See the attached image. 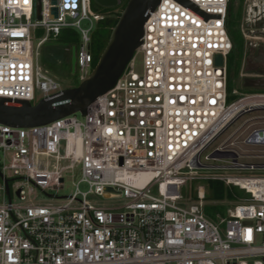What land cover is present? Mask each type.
Here are the masks:
<instances>
[{"label":"built area","instance_id":"1","mask_svg":"<svg viewBox=\"0 0 264 264\" xmlns=\"http://www.w3.org/2000/svg\"><path fill=\"white\" fill-rule=\"evenodd\" d=\"M231 2L160 0L134 57L86 114L37 127L0 123V169L10 186L9 199L4 195L0 203V264H264V175L213 176L249 194L218 222L205 214L204 188L195 201L181 203L183 186L198 177L209 148L205 159L228 161L217 168L261 169L242 161L229 144L211 147L244 113L264 109V92L228 102L239 94L228 90ZM37 3L0 0V98L35 104L37 94L38 102L64 93L39 61L43 44L65 27L81 35L80 79L94 69L91 33L104 14L94 11L92 0H41V19ZM243 4L244 38L264 42V0ZM39 28L45 35L35 43ZM138 53L142 70L136 69ZM260 129L245 141L264 144L249 141ZM218 152L237 157H212ZM74 170L81 177L72 194L47 193L62 202H36L37 190L58 191ZM13 180L18 202L11 197ZM91 194L123 201L102 205Z\"/></svg>","mask_w":264,"mask_h":264},{"label":"rangeland","instance_id":"2","mask_svg":"<svg viewBox=\"0 0 264 264\" xmlns=\"http://www.w3.org/2000/svg\"><path fill=\"white\" fill-rule=\"evenodd\" d=\"M236 8L241 5L240 15L241 18L244 13V0H236ZM125 0H121V3L112 7H105L101 4L99 8L94 9L96 12H105L103 10L108 9L109 12L113 11L119 12ZM90 21L83 20L82 25L84 27L90 26ZM99 28V21H95L93 25V30L91 35ZM45 35V30L42 28L37 29L34 32V42L36 43L39 38ZM79 39L77 41L71 43H63L56 36L51 35L49 39L43 44L41 47V56H40V64L46 69L51 75L57 78L64 87H73L78 86L82 80L80 79V72L78 69L73 71L69 62L57 63L54 65L52 70L47 69L45 54L49 52L50 49H58L60 51L66 50L69 52L70 47L73 48L74 45L77 51L80 49L82 39L79 34ZM90 51L93 53L92 42L89 47ZM72 51V49H71ZM236 58L233 60L228 58V68L230 75V83L233 86L234 90H237L239 94L232 96L228 102L232 99L237 98L240 95H245L252 92H264V42L258 43L257 45L247 41L244 38V57L242 62V67L240 70V74H233L231 70L233 69ZM98 62V61H97ZM142 54L138 53L136 55L135 63L136 69L142 70ZM71 67V68H70ZM95 67V66H94ZM247 84V85H246ZM229 94H232V91L229 90ZM40 97L37 94L34 103L37 102ZM258 128H264V109L256 110L249 113H244L235 123H233L226 131H224L213 143L211 147L217 146L220 142H224L229 144L230 148L235 149L241 156V160L249 163H257L261 166V169L258 170H225L217 168L216 166H225L228 164L227 160H218V159H205L204 156L210 152L211 148L205 151L202 154V162L203 167L197 168L196 173L197 176L194 179L188 180L186 185L182 188L183 200L181 203H190L195 201L196 196L199 190L206 191L204 185L207 184V180L212 178L213 176H218L221 174L234 175V176H247V175H264V144H252L246 142V138ZM233 133V134H232ZM232 134V135H231ZM2 156V149H0V157ZM81 174L79 170L69 171L65 175V184L64 187L53 192L47 191L46 193L40 190L35 192L36 202L40 204L47 203H59L62 202V199H58L56 197L50 196L47 193H53L56 195H70L76 189V183L80 180ZM214 179V177H213ZM14 182L11 181V197L14 202H18L19 198L16 192V188L12 185ZM1 184V181H0ZM80 188L85 191L88 189V185L84 182L80 183ZM231 194V197L230 195ZM5 199H9V195L5 194L2 190H0V203ZM249 194L241 189L238 186L227 185L225 183V191L223 199H212L208 198L205 200V214L211 218L212 220L218 222L222 218H226L229 216V213L233 210L234 206L237 204L244 203V199L247 198ZM89 199L95 203H99L102 205L108 206H117L122 203V198H112L107 199L104 196H100L97 194L89 195Z\"/></svg>","mask_w":264,"mask_h":264},{"label":"water","instance_id":"3","mask_svg":"<svg viewBox=\"0 0 264 264\" xmlns=\"http://www.w3.org/2000/svg\"><path fill=\"white\" fill-rule=\"evenodd\" d=\"M37 15L41 19L42 3L37 0ZM107 7L119 5L121 0H96ZM57 3L58 0H52ZM160 0H128L119 20L112 30L109 41L91 74L78 86L67 87L61 96L53 99H41L35 104L27 100L0 98V123L16 127H37L53 122L59 118L81 112L87 113L89 105L101 94L111 89L132 60L144 30V23L149 12L154 10ZM58 7L52 8L54 15ZM222 57H218L221 62ZM76 47L72 48V70H76ZM264 130H257L250 142H261ZM237 157L234 152H218L212 157ZM0 177L10 193L9 180L0 169ZM111 190V188L109 189Z\"/></svg>","mask_w":264,"mask_h":264},{"label":"trees","instance_id":"4","mask_svg":"<svg viewBox=\"0 0 264 264\" xmlns=\"http://www.w3.org/2000/svg\"><path fill=\"white\" fill-rule=\"evenodd\" d=\"M128 0H125V3L122 7V9L119 12H115L114 10L109 12L108 9H105L103 11L105 12H99L104 14V18L99 21V28L93 33L92 35V48H93V65L95 66L97 61L99 60L102 52L104 51L109 38L111 36L112 30L117 24L119 17L121 15V12L123 11L124 7L126 6ZM236 0H232L230 7H229V13L227 18V27L230 34V37L233 41V49L229 54V60L230 58L233 60V58H236L234 61L233 69L231 70L232 76L234 73L237 75L240 74V70L242 67L243 57H244V36L240 29L241 24V15H240V8L241 5L236 8ZM99 3L96 0H92V7L95 9L99 8ZM80 32L73 27H65L62 29L60 34L56 36L61 42L63 43H71L74 41H77L79 39ZM75 47V45H74ZM71 47L69 49V52L66 50L60 51L58 49H50L48 53L45 54V61L47 69L52 70L54 68V65L57 63L62 62H69L72 66V51ZM71 68V67H70ZM72 69V68H71ZM229 69V68H228ZM229 71V70H228ZM230 77V75H229ZM247 85V84H246ZM228 90L232 91L233 86L230 83V78L228 81ZM207 184L204 185L206 188V194L205 198H212V199H223L224 197V191H225V182L219 179H213L209 178L206 179ZM231 197V194H229Z\"/></svg>","mask_w":264,"mask_h":264},{"label":"crops","instance_id":"5","mask_svg":"<svg viewBox=\"0 0 264 264\" xmlns=\"http://www.w3.org/2000/svg\"><path fill=\"white\" fill-rule=\"evenodd\" d=\"M105 7H107V6H105Z\"/></svg>","mask_w":264,"mask_h":264}]
</instances>
